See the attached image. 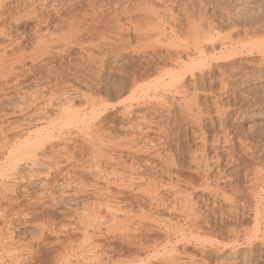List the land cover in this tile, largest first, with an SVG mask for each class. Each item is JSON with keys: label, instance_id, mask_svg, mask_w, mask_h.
<instances>
[{"label": "rangeland", "instance_id": "374dc122", "mask_svg": "<svg viewBox=\"0 0 264 264\" xmlns=\"http://www.w3.org/2000/svg\"><path fill=\"white\" fill-rule=\"evenodd\" d=\"M26 1H0L4 4L3 11L7 15V20H0V27L5 29V33L0 34L1 50L6 49L12 40H20L28 47V52L33 49L32 27L35 20L33 17H31L33 19L27 17L30 15L28 13L21 15L27 4ZM72 1H45L48 9L45 10L44 15H50L52 19L41 28L61 35L60 29L68 25L72 16H76L85 20L81 24L84 31L81 34L74 32L78 33V36L73 38L74 41L71 39V43L65 41L61 43L60 40L57 43L55 40L50 47L47 44L50 49L47 48L46 55H40L34 61L27 60L23 66L19 67V70H22L21 73L9 77L8 81L13 87L24 92L26 90L32 92L51 81V84H48L51 88L47 85L48 88L50 90L54 88L53 91L55 90L56 93L62 90L58 93L59 95H56L60 96L59 100L65 97L75 99V108L85 103V99L81 96L83 92L87 94L86 102L97 100L101 107L99 106L94 112L89 106L86 109V119L94 116V122L104 124L105 133L111 130L113 132L111 134L117 140L118 136L121 139L119 142L114 139L116 145L109 146L108 142L104 143L103 140L102 142L95 139L93 133L90 134L84 129L86 133L75 131L74 136L78 140L76 143L86 141L89 146L91 142V146L96 143L94 144L96 146H93V152L97 154L92 153L91 157L93 158L95 154L97 156L99 149L98 157L100 152L102 153L100 160L102 169L104 167L105 172L111 170V173L114 170L115 174H118L117 171L121 174L125 171V177L128 173L129 182L127 179L122 180L124 174L119 173V176H116L124 183L120 186L114 185L121 180L113 176L114 173L111 174L112 176L109 175L111 180L107 173L108 177H106L103 170L104 174L101 173V177L113 182L115 177V183H111L113 185L111 186L101 181L102 178L99 183L98 180L96 183L93 180L100 176L93 177L97 173L92 171L93 168L90 169L89 164H86L88 173L79 171L78 174L81 175L88 191L80 195H66L62 193L61 185H59L62 181H60L61 177L56 176L59 171L53 172L50 177L41 175L35 178L31 176V172L29 173L27 164H22V167L16 171L18 174H14L15 177L17 176L16 180H19L15 182L18 185V192L14 197L21 199V204L15 205L14 209H21L22 212L20 211L21 214L18 213V216L10 212L11 217L16 220L13 227L9 228L10 232L8 231L7 236L10 237V234H13L8 238L12 239L14 244L28 243L30 248L17 255L16 263L79 264L82 262L80 258L85 257V252L86 257L88 254L95 256L94 252L99 253L97 256L102 253L104 259H107L106 257L113 259L109 261V264L112 262L117 264L116 258H121L118 255L126 260L137 248L129 247L125 240H122L121 230L117 232L114 229H120V227L123 229L122 224L125 219H122V215L130 210L133 216H139L138 219L132 218L134 223L137 220L139 223L143 220L146 222L142 225L143 227H138L142 222L138 226L133 225L139 228L137 240L143 241L148 248L139 250L138 259L133 260L130 257L133 261L127 259V262L123 264H264V215L261 210L264 205V0ZM52 7H59L61 16L57 17ZM39 8L41 9V6L38 5V11H40ZM7 13L14 14L8 18ZM16 16L18 19L15 18ZM3 83L0 81V86ZM55 85L58 86L52 87ZM15 98L11 101H3L0 105V114L4 108L9 107L13 110L15 105L20 104ZM9 103H12L13 107ZM55 104L56 102L49 108L50 116L55 114L56 110L59 111V106ZM129 105L132 107L128 108ZM65 106L68 108L70 105L64 104L62 108ZM126 108L129 109L128 113V110L126 111L128 116L122 113ZM88 111L91 112L88 113ZM24 116L26 117V115L15 113L9 119L22 121ZM92 117L86 120V124L93 121ZM40 122L31 129H39L46 125V121ZM134 125L140 126L139 130H136ZM129 134L134 135L136 140L133 136L131 139ZM127 137L130 139L128 140ZM124 139L123 144L126 143V146L122 144ZM135 142L138 145L134 147ZM130 145L133 148H130ZM68 146L70 149L73 148V144ZM96 147L99 148L96 150ZM107 153L112 155L111 159ZM104 155L108 156L109 161L104 162L107 158H104ZM112 159L115 163L111 162ZM103 162L105 165L102 164ZM116 166H119L121 170L114 168ZM132 166L136 167L132 168ZM26 170H29V174ZM41 170L43 171L42 168ZM130 177L135 179L131 180ZM116 178L119 181H116ZM13 179L10 180L11 184H14ZM148 179L152 181H150L151 184ZM153 179L156 182H153ZM127 182H134V185L131 183L132 186L131 184L128 186ZM46 183L59 186L58 188L56 186L55 190L58 197L53 200L55 203L50 196L44 195L43 198L40 193L43 190V184ZM125 183L127 186H124ZM106 186L107 189H105ZM27 192L32 199L26 197ZM106 193L109 196L113 195V198L108 199V195L104 197ZM39 198H41L40 201ZM100 198H104L105 201L108 199L110 202L108 206L113 201L114 204L120 200L124 202L123 205L117 202L118 208L117 204H111L116 211L110 205L115 212L121 214L119 221H122V224L119 222L120 225L110 227L112 221L110 223L106 217L111 214L103 212L108 206L101 207L108 201L105 203L102 200L103 204H101L102 202H98L101 201ZM12 200H0V206L8 205L7 202ZM32 201L36 203L33 204ZM32 204L34 206H31ZM90 205L92 213H95L93 216H97L98 213L101 215L98 214L97 219L92 218L94 222L90 219L92 222L89 221V223L87 217H91L89 215L92 213H90L91 209L87 211L89 214L86 210H89L87 208H90ZM98 206L101 207V212L96 210L95 207L98 208ZM121 206H124L126 210ZM120 207L122 211L125 210L123 213ZM78 209H80L79 213H77ZM186 210L192 211L190 218L186 216L188 214ZM80 211L88 215L84 214V216ZM102 214L106 215V221L105 218L100 217ZM82 217L87 219L84 220ZM99 217L102 220H98ZM110 218L113 217L110 216ZM145 218H147L146 221ZM44 219L54 224L52 230L44 232L46 243H44L45 240L40 239L41 224L39 222ZM96 220L100 224H95ZM84 221L91 225L86 224L88 229L82 226ZM1 224L2 221L0 226ZM62 224H69V230L65 232L66 227ZM108 224L109 231L108 229L106 231ZM95 225L98 228L100 226L99 231L98 228L96 230ZM110 228L114 231L112 232ZM67 232L75 238L72 240L74 242L68 239L72 242L74 249H77L80 243L85 246L82 250L79 248L67 262L58 263L59 246H55L53 241L57 238L67 239L64 237ZM18 244L16 246H19ZM87 247L91 248L87 250ZM89 250L93 252L89 253ZM102 257L100 258L103 260ZM7 264H15V262L8 259Z\"/></svg>", "mask_w": 264, "mask_h": 264}, {"label": "bare ground", "instance_id": "6f19581e", "mask_svg": "<svg viewBox=\"0 0 264 264\" xmlns=\"http://www.w3.org/2000/svg\"><path fill=\"white\" fill-rule=\"evenodd\" d=\"M1 1V0H0ZM24 1V0H23ZM45 1H48V0H27L26 2H27V6L25 5V8H24V10H22V13H21V15L24 13L25 15H27L26 13H28V14H30V15H27V17L29 16L30 18L31 17H33L34 18V20H35V24L33 25V30H32V32L34 33V38H33V40H32V45H33V49H30L29 50V52H28V47L26 46V45H24V44H22V42L20 41V40H12L10 43H9V45L8 46H6L7 48L6 49H4V50H1L2 48H0V81H3L4 83L0 86V105L3 103V101H5V100H14V98L15 97H17V98H15V99H17L18 100V102L17 103H20V104H17V105H15L14 107H13V104L12 103H9V104H12V107H13V110L12 109H10L9 107L8 108H4V109H2L1 110V114H0V117H1V119H2V122L0 123L1 125H0V200L2 201H6V200H9V199H13L11 202L10 201H8L7 203H8V205L6 206H0V221H2V224H1V226H0V264H7V260L9 259L10 261H12V262H15V264H17L16 262V257H17V255L18 254H22V253H24L25 251H27V250H29V244L28 243H26V245H25V243H21L20 242V244H18V243H16V244H18L19 246H16V244H14L15 242H13L12 241V239H9L13 234H10L11 236L9 237V236H7V233H9L10 232V230H9V228L10 227H13L12 225H13V223H14V221L16 220V218H15V220H14V217H11V214H10V212L12 213V214H15L16 216H18L19 214L18 213H20V211L22 212V210L21 209H19V210H15L14 209V206L15 205H19V204H21V199H15V194H17V190H18V185L15 183V182H18L17 180H16V177H15V173H16V171H18V169H20L22 166V164H27V166H28V169H30V171H29V173L31 174V176L33 175L34 177L35 176H47V177H50L51 175H52V173L53 172H57V171H59L58 172V174L56 175V176H58V178H60V181L61 182H59V185H61V190H62V193L63 194H66V195H80V194H82V193H84V192H87L88 191V189L86 190V188H85V186H86V184H85V182H83L82 181V177H81V175H79L78 174V172L79 171H86V164L88 165L89 164V167H90V169L91 168H93V172H95V173H97V175H95V176H93V177H96V176H100L98 179H96V180H93V181H96V183H97V180H98V183H99V181H100V178H102L101 177V173L103 172V170H104V173L106 174H108V176L110 175V176H112L111 174L112 173H114L113 174V176L115 175H118L119 176V171H117L116 173H118V174H115V172H114V170H112L113 172L111 173V170H109L108 172L110 173H108V172H105V169H104V167H103V169H102V167H101V155H102V153L100 152V157H98L99 156V147H96V150L98 149V155L96 156V152H93V146L95 147L96 145H94V144H96V143H94L93 144V146H91L92 145V142H91V145L89 146L87 143L88 142H79V143H76V142H78V140L76 139L77 137L76 136H74V134H75V131L77 132L78 130L79 131H81V132H85L86 133V131H84V129H86V130H88L89 132L88 133H93V137H95V139L97 138L99 141L101 140H103L104 141V143H106V142H108V144H109V146L110 145H113V144H115L116 145V141L114 140V139H116L115 138V136L113 135V134H111V133H113L111 130L110 131H106V133L104 132L106 129H105V127L103 126L104 124H98V122L96 123V122H94V119H93V117L92 116H89L88 118H90V117H92L91 118V120H93L91 123H87L86 124V120L88 119H86V109H88V107L90 106L91 108V111L92 110H94V112H95V110L97 109V108H99V106L101 107V104L99 103V105H98V103H97V100H91V101H87L86 102V95L87 94H85L84 92H83V95H81V96H83V98L85 99H83L84 100V104H82L83 106H81V107H79V108H75L74 107V101H75V99L73 100V99H69V98H63L62 100L60 99L59 100V97H57L56 95H59L58 93L60 92H62V90L61 91H57L58 93H56L55 92V90L53 91V89L52 90H50L49 88H48V84H51V81H50V83H48L46 86H44V87H41V88H36V90H32V92L30 91H28L27 92V90L24 92V91H21L19 88L17 89V88H15V87H13L10 83H9V81H8V78L9 77H11V76H13V75H18L19 73H21V71L22 70H19L20 68V66H23L24 64H25V62L27 61V60H31V61H34L38 56L40 57V55H43V54H47V51H48V49H50L49 47L51 46V45H53V43L55 42V40H56V42L58 41V40H60L61 41V43H62V41H65V42H67V43H69L70 42V40L72 39L73 40V38L75 37V36H78V33H74V32H79V34H81L83 31H84V28L82 29V22L83 21H85V20H83L81 17L79 18V17H76V16H72L71 18V20L69 19V21H68V25H66V27L65 28H62V29H60V31L59 32H61V30H62V34L60 35V33H58V35L56 34V33H53V32H51L50 30H42V26L44 25V24H46V23H48V22H50L51 21V19H52V16H50V15H48V16H46V15H44V12H45V10L46 9H48V4L45 2ZM63 2V1H62ZM70 2V1H69ZM71 2H73L72 0H71ZM4 3H5V1H4ZM90 3V2H89ZM146 3V2H145ZM53 4V3H52ZM38 5L39 6H41V9L39 8V10L40 11H38V9H37V7H38ZM73 5V4H72ZM137 6V5H136ZM3 7H4V4L3 3H1L0 2V20H2V19H6L7 18V15H6V13L3 11L4 9H3ZM61 7V6H60ZM135 7V6H134ZM147 8H148V6H147ZM26 9V10H25ZM58 9H60L59 7L58 8H56V7H52V10L54 11V13H55V15L58 17V16H61V11L60 10H58ZM61 9H62V7H61ZM122 9V8H121ZM126 9V8H125ZM137 9V8H136ZM150 9V8H149ZM153 9V8H152ZM41 10H43V11H41ZM127 10V9H126ZM148 10V9H147ZM154 10V9H153ZM152 10V11H153ZM9 11V10H8ZM142 11H143V9H142ZM151 11V12H152ZM16 12V11H15ZM20 12H21V10H20ZM20 12H18L19 14H20ZM133 12V11H132ZM136 12V11H135ZM145 12V11H144ZM172 12H173V10H172ZM102 13V12H101ZM148 13V12H147ZM8 14V18H9V16L11 15V14H14V13H11L10 15H9V13H7ZM15 14H17V13H15ZM95 14V13H94ZM146 14V13H145ZM169 14V13H168ZM95 15H97V14H95ZM103 15H105V14H103ZM102 15V16H103ZM117 15V14H116ZM115 15V16H116ZM129 15V14H128ZM14 16V15H13ZM19 16V15H18ZM23 16V15H22ZM94 16V15H93ZM144 16V15H143ZM157 16V15H156ZM230 16H231V14H230ZM74 17V18H73ZM107 17V16H106ZM117 17V16H116ZM10 18H11V16H10ZM16 19H18V17L16 16L15 17ZM29 18V19H30ZM33 18H31V19H33ZM128 18V17H127ZM13 19H14V17H13ZM92 19H94L93 17H92ZM144 19V18H143ZM7 20V19H6ZM9 21H10V19H8ZM33 20V21H34ZM108 20V19H107ZM110 20V19H109ZM115 20V19H114ZM125 20V19H124ZM145 20V19H144ZM151 20V19H150ZM16 21V20H15ZM32 21V22H33ZM67 21V20H66ZM97 21V20H96ZM121 21V20H120ZM143 21V20H142ZM3 22V21H2ZM5 22V21H4ZM17 22V21H16ZM62 22H64V21H62ZM95 22V21H94ZM115 22V21H114ZM119 22V21H118ZM137 22V21H136ZM155 22V21H154ZM250 22V21H249ZM85 23V22H84ZM91 23H93V22H91ZM150 23V22H149ZM155 23H157V22H155ZM165 23V22H164ZM5 24V23H4ZM65 24V23H64ZM96 24V23H95ZM103 24V23H102ZM110 24V23H109ZM116 24H117V21H116ZM99 25V24H98ZM120 25V24H119ZM122 25V24H121ZM217 25V24H216ZM57 26V25H56ZM4 27V26H3ZM84 27V26H83ZM133 27V26H132ZM117 28V27H116ZM85 29H86V27H85ZM140 29V28H139ZM64 31V32H63ZM86 31V30H85ZM89 31H91V30H89ZM99 31H100V29H99ZM107 31V30H106ZM134 31V30H133ZM251 31V30H250ZM5 33V29L4 28H1L0 27V34H2V33ZM250 33H252V32H250ZM105 34V33H104ZM60 35V37H58ZM87 35V34H86ZM90 35V34H89ZM111 35V34H110ZM254 35V34H253ZM82 36V35H81ZM93 36V35H92ZM92 36H90V37H92ZM246 36H248V35H246ZM130 37V36H129ZM146 37V36H145ZM249 37H250V35H249ZM76 38V37H75ZM125 38V37H124ZM147 38V37H146ZM149 38V37H148ZM90 39V38H89ZM92 39V38H91ZM100 39V38H99ZM105 39V38H104ZM243 39V38H242ZM71 40V41H72ZM78 40V39H77ZM216 40H218V38L216 39ZM225 40V39H224ZM60 41H58V42H60ZM74 41V40H73ZM85 41V40H84ZM112 41V40H111ZM57 42V43H58ZM105 42V41H104ZM116 42V41H115ZM216 42V41H215ZM219 42H220V40H219ZM64 43V42H63ZM71 43V42H70ZM79 43V42H78ZM96 43V42H95ZM218 43V42H217ZM49 45V47H48V45ZM94 44V43H93ZM3 45V44H2ZM116 45V44H115ZM251 45V44H250ZM1 46V45H0ZM252 46V45H251ZM2 47H5V46H2ZM98 47V46H97ZM101 47V46H100ZM214 47V46H213ZM48 48V49H47ZM263 48V47H262ZM55 49V48H54ZM204 49V48H203ZM220 49V48H219ZM221 50V49H220ZM247 51V50H246ZM95 52V51H94ZM204 52V51H203ZM248 52V51H247ZM211 56V55H210ZM222 56V55H221ZM175 57V56H174ZM171 58V57H170ZM200 59V58H199ZM203 59V58H202ZM201 59V60H202ZM100 60V59H99ZM204 61H205V59H204ZM193 65V64H192ZM51 66V65H50ZM25 67V66H24ZM28 67V66H27ZM26 67V68H27ZM43 67V66H42ZM195 67V66H194ZM22 68V67H21ZM191 70V69H190ZM48 71V70H47ZM55 71V70H54ZM59 71V70H58ZM52 72V71H51ZM57 72V71H56ZM77 72V71H76ZM226 72V71H225ZM52 74V73H51ZM221 74H222V72H221ZM79 75V74H78ZM85 76V75H84ZM62 77V76H61ZM61 77H59V78H61ZM74 77V76H73ZM175 77V76H174ZM178 78V77H177ZM222 78V77H221ZM47 79V78H46ZM53 79V78H52ZM57 79V78H56ZM62 79V78H61ZM170 79V78H169ZM173 80V79H172ZM185 80V79H184ZM220 80V79H219ZM54 81V80H53ZM58 81V80H57ZM64 81V80H63ZM62 81V82H63ZM169 80H167V82H168ZM221 81H223V80H221ZM46 82V81H45ZM48 82H49V80H48ZM174 82V81H173ZM53 83V82H52ZM60 84H61V82H59ZM64 83V82H63ZM59 84V85H60ZM65 84V83H64ZM89 84V83H88ZM158 84V83H157ZM162 84V83H161ZM221 84V83H220ZM67 85H68V83H67ZM66 85V86H67ZM56 86H58V85H55V86H52V87H56ZM154 86V85H153ZM224 86V85H223ZM50 88H51V85L49 86ZM184 87V86H183ZM60 88V87H59ZM68 88V87H67ZM58 89V88H57ZM177 89V88H176ZM177 91V90H176ZM183 91V90H182ZM179 93H180V91H179ZM178 93V94H179ZM64 94V93H63ZM62 95V94H61ZM75 95V94H74ZM77 95V94H76ZM184 95V94H183ZM64 96V95H63ZM80 96V95H79ZM93 96V95H92ZM197 97V96H196ZM20 100H19V99ZM128 99V98H127ZM217 99V98H216ZM17 100H15V101H17ZM73 100V101H72ZM181 100V99H180ZM196 100V99H195ZM218 100V99H217ZM9 101V102H10ZM126 101V100H125ZM135 101V100H134ZM13 102V101H12ZM56 102V104H55V106H59V111L57 112V110H56V113L55 114H53V112L51 113V114H53V115H51L50 116V110H49V108H51L52 107V105L54 104ZM192 103V102H191ZM218 103V102H217ZM5 104V103H4ZM8 104V105H9ZM14 104H16V102L14 103ZM64 104H67V105H70V106H68V108H66V106H65V108H62V106L64 105ZM130 107H128V108H131L132 106L131 105H129ZM195 106V105H194ZM3 107V106H2ZM1 107V108H2ZM103 107V106H102ZM156 107V106H155ZM164 107V106H163ZM199 107V106H198ZM128 108H126L125 109V111L123 112L122 111V113L123 114H125V115H127V113L129 112V109ZM12 110V111H11ZM128 110V111H127ZM131 110V109H130ZM90 111V112H91ZM98 111H99V109H98ZM126 111H127V113H126ZM89 111H88V113H90ZM15 113H18V114H22V115H26V117L24 116L23 117V119H22V121H13V120H10L9 118H10V116L11 115H14ZM98 113V112H97ZM121 113V114H122ZM94 114V113H93ZM96 115V114H95ZM88 116V115H87ZM128 116V115H127ZM130 116V115H129ZM102 117V116H101ZM131 117V116H130ZM127 118V117H126ZM132 118V117H131ZM200 119V118H199ZM42 120H44V121H46V125L45 126H42V127H40L39 129H31V127H33L34 125H36V123L37 122H40V121H42ZM129 120V119H128ZM135 120H137V119H135ZM89 121H90V119H89ZM146 121V120H145ZM149 121V120H148ZM148 121H147V123H148ZM198 121V120H197ZM94 122V123H93ZM41 123V122H40ZM132 124H133V122H132ZM138 124L140 125V123L138 122ZM139 125H137V126H139ZM144 124H142V126H143ZM149 125V124H148ZM85 126H87V127H85ZM141 126V125H140ZM140 126L139 127H135V125H134V128H136V130L138 129V128H140ZM145 126V125H144ZM147 126V125H146ZM37 127V126H36ZM108 127V126H107ZM133 128V127H132ZM131 128V129H132ZM139 130V129H138ZM142 130V129H141ZM115 131V130H114ZM157 131V130H156ZM163 131V130H162ZM141 132V131H140ZM87 133V134H88ZM117 133V132H116ZM110 134H111V136H110ZM135 134V133H134ZM137 134H139V133H137ZM161 134V133H160ZM197 134V133H196ZM76 135V134H75ZM113 135V136H112ZM126 135V134H125ZM130 135V137L131 136H133V137H135L134 135H131V134H129ZM129 135H127V136H129ZM122 136V135H121ZM142 136V135H141ZM158 136V135H157ZM79 137V136H78ZM92 137V138H93ZM113 137V138H112ZM124 138H125V136H123ZM140 137V136H139ZM89 138H91L90 136H89ZM100 138V139H99ZM128 138V137H127ZM144 138V137H143ZM80 139V138H79ZM121 139V137L119 138V136H118V140H117V142H119V140ZM123 139V138H122ZM130 138H128V140H129ZM131 139H132V137H131ZM139 139V138H138ZM137 139V140H138ZM199 139H201V138H199ZM73 140H77V141H73ZM133 140H134V138H133ZM135 140H136V137H135ZM141 140V139H140ZM92 141V140H91ZM97 141V140H96ZM102 141V142H103ZM122 141V140H121ZM131 141V140H130ZM93 142H95L94 140H93ZM98 142V141H97ZM102 142H100V144L102 143ZM125 142V139H124V141H122V144ZM129 142V141H128ZM206 142V141H205ZM136 143V142H135ZM69 144H73V148L72 149H70L69 147L70 146H68ZM118 145H119V143H117ZM164 144V143H163ZM86 145H88V147H86ZM103 145V144H102ZM114 145V146H115ZM121 145V144H120ZM136 145H138L137 143L136 144H134L133 146L135 147ZM205 145V144H204ZM122 146V145H121ZM123 146H126V143H125V145L123 144ZM128 146V145H127ZM149 146V145H148ZM199 146V145H198ZM102 147H104V145L102 146ZM129 147V146H128ZM132 147V145H130V148ZM204 147V146H203ZM133 148V147H132ZM196 148V147H195ZM136 149V148H135ZM134 149V150H135ZM95 150V151H96ZM107 150V149H106ZM101 151V150H100ZM110 151V150H109ZM108 151V152H109ZM130 151V150H129ZM111 152V151H110ZM112 152H113V150H112ZM127 152V151H126ZM159 152V151H158ZM192 152V151H191ZM92 153H96L95 155H94V157L92 158L91 156H92ZM115 153H116V151H115ZM156 153V152H155ZM171 153V152H170ZM108 154V156H110L109 158L111 159V156L112 155H110V153H107ZM106 154V155H107ZM196 154V153H195ZM106 155H104V158L105 157H107V158H105V161L104 162H106L107 160L109 161V159H108V156H106ZM115 156V155H114ZM153 156V155H152ZM204 156V155H203ZM103 157V156H102ZM117 158H118V156H117ZM163 158V157H162ZM118 159H120V158H118ZM122 159V158H121ZM102 160H103V158H102ZM115 160V159H114ZM124 160V159H123ZM174 160V159H173ZM195 160V159H194ZM113 161V159L111 160V162ZM104 162L102 163V164H104ZM114 162V161H113ZM118 162V161H117ZM110 163V162H109ZM115 163V162H114ZM126 162H124V164H125ZM131 163V162H130ZM176 164V163H175ZM105 165V164H104ZM115 165V164H114ZM117 165V164H116ZM135 165V164H134ZM26 166V167H27ZM125 166V165H124ZM127 166V165H126ZM130 166V165H129ZM171 166V165H170ZM177 166V165H176ZM120 167L123 169V167L120 165ZM133 167H136V166H132V168ZM166 167V166H165ZM168 167V166H167ZM172 167H173V165H172ZM41 168L43 169V171L41 170ZM106 168V167H105ZM114 168H117L118 170L120 169L119 168V166L117 167H114ZM131 168V167H130ZM44 169H46V170H44ZM113 169V168H112ZM116 169V170H117ZM170 169H171V167H170ZM41 170V171H40ZM115 170V171H116ZM121 170V169H120ZM126 170V169H125ZM136 170H137V168H136ZM27 171V170H26ZM28 171H27V173H28ZM88 171V170H87ZM86 171V173H88ZM19 172H20V170H19ZM23 172V171H22ZM89 172H91V171H89ZM92 172V173H93ZM122 172V171H121ZM124 173H126L125 171H123ZM128 172V171H127ZM134 172V171H133ZM259 172V171H258ZM263 172V171H262ZM28 173V174H29ZM104 173H102V174H104ZM124 173H122V174H124ZM135 173H136V171H135ZM16 174H18V173H16ZM23 174V173H22ZM26 174V173H25ZM28 174H26V175H28ZM90 174V173H89ZM94 174V173H93ZM98 174H100V175H98ZM107 174H106V177H108L107 176ZM121 173H120V175H122ZM130 175H131V173H129ZM137 174V176H138V173H136ZM13 175H14V177H13ZM19 175H20V173H19ZM60 175V176H59ZM125 175L126 174H124V177L123 178H121L122 180L124 179L125 181H126V179L128 178L127 176H128V173H127V176L125 177ZM179 175V174H178ZM30 176V175H29ZM110 176H109V178H110ZM118 176H116V177H118ZM262 176V175H261ZM23 177H25V176H23ZM120 177H122V176H120ZM11 178H14L12 181H14V184H11L10 183V180H11ZM21 178V177H20ZM26 178V177H25ZM36 178V177H35ZM92 178V177H91ZM119 178V177H118ZM118 178H116V181H119V179ZM131 178V177H130ZM133 179H135L134 177H132ZM131 178V180H133ZM143 178V177H142ZM163 178V177H162ZM105 179V177L104 178H102L101 179V181H105V182H107V183H109V184H111V183H115V177L113 178L114 179V182L113 181H109L107 178V180L108 181H106V180H104ZM120 179V180H121ZM141 179V178H140ZM152 179V178H151ZM257 179H259V178H257ZM262 179H263V177H262ZM16 180V181H15ZM24 180V179H23ZM23 180H20V181H22V182H24ZM30 180V179H29ZM121 180V182L119 183H115L114 185H122V183H124L123 181ZM129 179H127V181H128ZM130 180V181H131ZM155 179H153V182H156V180L154 181ZM25 181H27V180H25ZM78 181H80V182H78ZM144 181V180H143ZM148 181H149V179H148ZM148 181H147V184H148ZM151 181V180H150ZM149 181V183L151 184V182ZM253 181V180H252ZM35 182V181H34ZM56 182V181H55ZM129 182V181H128ZM127 182V183H128ZM257 182V181H256ZM20 183V182H19ZM43 183V182H42ZM51 183H53V182H51ZM91 183V182H90ZM95 183V182H94ZM127 183H125V185L124 186H127L126 184ZM131 183H133V185H134V182H130V183H128V186H130V184ZM136 183V182H135ZM54 184V183H53ZM106 184V183H105ZM108 184V185H109ZM137 184V183H136ZM155 184V183H154ZM172 184V183H171ZM15 185H17L16 187H14ZM21 185V184H20ZM88 185V184H87ZM94 185V184H93ZM97 185V184H96ZM153 185V184H152ZM159 185V184H158ZM157 185V186H158ZM193 185V184H192ZM253 185H255V184H253ZM24 186V185H23ZM56 186L57 185H55V186H53L52 184H49V183H46V184H43V190L40 192V193H42V197L44 198L45 196L44 195H48V197L50 196L51 198H52V202H54L55 203V201H53L54 199H56V194H57V192L55 191L56 190ZM91 186H92V183H91ZM104 186V185H103ZM111 186H113L112 184H111ZM123 186V187H124ZM131 186H132V184H131ZM137 186V185H136ZM162 186V185H161ZM195 186H196V184H195ZM38 187V186H37ZM59 186H57V188H58ZM159 187V186H158ZM164 187V186H163ZM255 187V186H254ZM253 187V188H254ZM90 188V187H89ZM95 189H96V187H94ZM125 188V187H124ZM142 188V187H141ZM248 188V187H247ZM252 188V187H251ZM99 189V188H98ZM105 189H107V186H106V188ZM118 189H119V187H118ZM127 189V188H126ZM125 189V190H126ZM144 189H145V187H144ZM154 189V188H153ZM26 190V189H25ZM93 191H95L94 189H92ZM97 190V189H96ZM123 190V189H122ZM124 190V191H125ZM130 190V189H129ZM225 190V189H224ZM27 191V190H26ZM104 191V190H103ZM150 191V190H149ZM186 191V190H185ZM248 191H251V190H248ZM255 191V190H254ZM107 192V191H106ZM112 192V191H111ZM148 192V191H147ZM263 192V191H262ZM93 193V192H92ZM103 193V192H102ZM149 193V192H148ZM254 193V192H253ZM96 194V193H95ZM100 194V193H99ZM108 194H109V192H108ZM107 193L105 194V196L104 197H106L107 195H108ZM153 194H155V193H153ZM249 194V193H248ZM104 195V194H103ZM102 195V196H103ZM122 195V194H121ZM148 195V194H147ZM156 195V194H155ZM17 196V195H16ZM41 196V195H40ZM100 196V195H99ZM98 196V197H99ZM109 196V195H108ZM107 196V198L109 199L110 197L111 198H113V195L112 196H109L108 197ZM149 196V195H148ZM176 196V195H175ZM26 197L28 198V199H32V197L30 196V193L29 192H27V194H26ZM37 197V196H36ZM115 197H117V196H115ZM114 197V200H116V198ZM230 197H232V195L230 196ZM58 198V197H57ZM110 198V199H111ZM156 198V197H155ZM33 199H34V197H33ZM101 199V198H100ZM104 198H102L101 199V201L99 200H96V202L98 201L99 203L100 202H102V200H103ZM103 200V202L105 201V203L108 201V203H106L105 205H101V204H103V202L100 204L101 205V207L102 206H108V204L110 203L109 202V200ZM120 199V198H119ZM227 199H229V198H227ZM41 200V198H39V201ZM118 200V199H117ZM175 200V199H174ZM231 200V199H230ZM111 201V200H110ZM112 201H113V199H112ZM129 201V200H128ZM180 201V200H179ZM34 201H32L31 203H33ZM86 202V201H85ZM117 202H120V203H122L121 202V200L120 201H116L115 202V204H117L116 206H117V208H118V203ZM183 202V201H182ZM36 203V202H35ZM35 203H33V204H35ZM41 203V202H40ZM93 203V202H92ZM94 203H95V201H94ZM93 203V204H94ZM124 203V202H123ZM123 203H122V205H123ZM130 203H131V201H130ZM177 203V202H176ZM31 205V206H34V205ZM112 205L114 204V201L111 203ZM110 204V205H111ZM114 204V205H115ZM127 204V203H126ZM166 204V203H165ZM195 204V203H194ZM83 205H85V204H83ZM96 205H98L97 203H96ZM110 205L108 206V207H106V208H110V209H107L106 210V208H105V210L103 211V212H109L108 213V215H110V216H112L113 218L112 219H114V220H112L111 218V220L109 219V217L110 216H108V217H106V215H103L102 214V216H100V217H102L103 219L106 217V218H108V220L110 221V223H111V221H112V223H113V221H115L113 224L111 223V225L112 226H110L109 224L107 225V228H105L106 229V231H107V229L109 228V226L110 227H115L116 225L118 226V225H120V223L119 222H121V224H122V221H119V217H120V215H119V213L118 212H115L116 210L112 207V205H111V207L115 210H113L111 207H110ZM196 205V204H195ZM25 206V205H24ZM82 206V205H81ZM93 206V205H92ZM115 206V207H116ZM120 206V205H119ZM262 206V205H261ZM77 207V206H76ZM84 207V206H83ZM88 207H89V205H88ZM101 207L100 206H98V208L97 207H95L96 208V210L98 209L99 211L101 210ZM103 207V208H104ZM122 207V206H121ZM121 207L119 208L120 210H121ZM124 207V206H123ZM122 207V208H123ZM127 207V206H126ZM181 207V206H180ZM191 207V206H190ZM243 207V206H242ZM248 207V206H247ZM22 208V207H21ZM32 208V207H31ZM87 208V206L85 207V209ZM100 208V209H99ZM116 208V209H117ZM128 208H129V206H128ZM142 208V207H141ZM188 208V207H187ZM74 209H77V208H74ZM84 209V210H85ZM87 209H89V210H86V212L87 211H90V209H91V211H90V213H92L93 212V210H92V207H91V205H90V208H87ZM93 209H94V207H93ZM111 209L113 210V214H112V211H111ZM124 209H125V207H124ZM123 209V210H124ZM191 209H193V208H191ZM260 209V208H259ZM258 209V210H259ZM79 210L80 209H78V211H77V213H79ZM95 210V209H94ZM111 211V213H110V211ZM120 210H117V211H119L120 212ZM126 210V209H125ZM124 210V211H125ZM178 210V209H177ZM176 210V211H177ZM261 210H262V214L264 215V205H263V208H261ZM98 211V212H99ZM124 211H122L121 210V212L123 213ZM174 211V210H173ZM189 211V210H188ZM80 212H82V211H80ZM85 212V211H84ZM95 212V211H94ZM97 212V211H96ZM97 212V213H98ZM101 212V211H100ZM136 212V211H135ZM142 212V211H141ZM186 212H187V210H186ZM88 214H89V212H87ZM96 213V214H97ZM138 213H139V211H138ZM188 214L186 215L188 218H190L191 216H192V211L190 212H187ZM257 213H259V212H257ZM256 213V214H257ZM260 213H261V211H260ZM21 214V213H20ZM23 214V213H22ZM81 214H83V212L81 213ZM84 214H86V213H84ZM83 214V215H84ZM88 214H86V215H88ZM93 214H95V213H92V214H90L89 216H91V217H87V218H85V217H82V218H84V220L85 219H87L86 221L87 222H89L90 221V219L91 220H93V219H95L94 217H96V219H97V217H98V214H97V216H93ZM104 214H106V213H104ZM135 214V213H134ZM150 214V213H149ZM186 214V213H185ZM14 215V216H15ZM82 215V216H83ZM99 215H101V214H99ZM119 215V216H118ZM139 215V214H138ZM259 215V214H258ZM79 216V215H78ZM85 216V215H84ZM93 216V217H92ZM104 216V217H103ZM123 216H125V217H123ZM147 216V215H146ZM152 216V215H151ZM155 216V215H154ZM159 216V215H158ZM238 216V215H237ZM245 216V215H244ZM46 217V216H45ZM50 217V216H49ZM80 217V219H81V216H79ZM100 217H99V219L98 220H102V219H100ZM137 218L138 219V217H137V215H132V211H130V210H128V211H125L124 212V214L122 215V219H125V221L123 222V229H121V227H120V229L118 230V229H114L115 231L117 230V232H119L120 230H121V233H122V235H123V238H122V240L124 241V242H126V244L129 246V247H131V248H137L136 249V251H134V252H128L130 255H129V257L128 258H126V260L128 259H130V257H131V259L133 258V260H134V258H136V259H138L137 257H139V250H146L147 248H148V246H146V244H144V242L143 241H141V240H137V237L139 236V232H138V227H140V226H142V225H144V223H146V222H144V217H145V215H144V217H143V222L140 224L139 222H138V220H137V222H135L134 223V220L133 219H135V218ZM142 217V216H141ZM149 217V216H148ZM160 217V216H159ZM196 217H197V215H196ZM93 218V219H92ZM106 218H105V221H106ZM133 218V219H132ZM150 218V217H149ZM153 218V217H152ZM152 218H151V220H152ZM158 218V217H157ZM186 218V217H185ZM195 218V217H194ZM260 218H263V217H260ZM18 219H19V217H18ZM24 219V218H23ZM30 219V218H29ZM79 219V218H78ZM77 219V220H78ZM79 219V220H80ZM121 219V218H120ZM121 219V220H122ZM146 219L147 218H145V221H146ZM165 219V218H164ZM78 220V221H79ZM82 220V219H81ZM81 220H80V222H81ZM107 220V222H109ZM150 220V219H149ZM150 220V221H151ZM154 220V219H153ZM19 221V220H18ZM21 221V220H20ZM50 221V220H49ZM48 220H43L42 222L40 221L39 223L41 224V229H40V232H41V238L40 239H42V240H45V242L44 243H46L47 241H46V236H45V234H44V232H45V230L46 231H48V230H52V228H53V223L50 221L49 222ZM72 221V220H71ZM75 221V220H74ZM83 221V220H82ZM97 221V220H96ZM169 221V220H168ZM196 221V220H195ZM28 222V221H27ZM79 222V224H82V223H80ZM85 222V221H84ZM90 222H92V221H90ZM89 222V223H90ZM93 222H94V220H93ZM101 222V221H100ZM157 222V221H156ZM257 222V221H256ZM19 223V222H18ZM78 223V222H77ZM89 223H84V224H82V226L83 227H86L87 225L86 224H89ZM97 223V225H98V221L97 222H95V224ZM162 223V222H161ZM175 223V222H174ZM92 224V223H91ZM100 224V223H99ZM133 224H137L136 226H138L139 224V226L138 227H136V226H134ZM177 224V223H176ZM20 225V224H19ZM68 225L69 224H62V226L63 227H66L65 228V232L66 231H68L69 230V228H68ZM85 225V226H84ZM90 225V224H89ZM88 225V227H90ZM93 225V224H92ZM97 225H95V227H96V230H97V228H98V226ZM105 225V224H104ZM146 225V224H145ZM175 225V224H174ZM18 226V225H17ZM75 226H79V225H75ZM106 226V225H105ZM133 226V227H132ZM70 227V226H69ZM94 227V226H93ZM104 227V226H103ZM143 227V226H142ZM145 227V226H144ZM159 227V226H158ZM18 228V227H17ZM68 228V229H67ZM161 228V227H160ZM67 229V230H66ZM77 229V228H76ZM85 229V228H84ZM86 229H88L87 227H86ZM85 229V230H86ZM102 229V228H101ZM111 229V228H110ZM142 229V228H141ZM159 229V228H158ZM182 229V228H181ZM100 230V226H99V228H98V231ZM112 230V229H111ZM114 230H112V232L114 231ZM167 230V229H166ZM173 230V229H172ZM9 231V232H8ZM37 231V230H36ZM108 231H109V229H108ZM90 232V231H89ZM111 232V233H112ZM161 232V231H160ZM37 233H38V231H37ZM50 233H51V231H50ZM70 233V232H69ZM68 232L66 233V234H64V235H66V236H64V237H66L67 239H65V240H62L61 238H57L56 239V241H53V242H55V246L57 245V246H59V248H58V263L60 262V261H63V262H67L68 260H70L72 257H73V255L78 251V249L79 248H81L80 250H82L83 248H84V244H82V243H80V244H78L79 242H80V240H79V242L77 243L79 246H78V248L77 249H74V246L72 245V242H74V241H72L73 239H75V238H72V236L69 234ZM108 233V232H107ZM86 234H88V233H86ZM89 235V234H88ZM87 235V236H88ZM92 235V234H91ZM118 235V234H117ZM185 236V235H184ZM184 236H183V238H184ZM9 237V238H8ZM121 237V236H120ZM90 238V237H89ZM28 239V238H27ZM68 239H71V244H70V242L68 241ZM139 239V238H138ZM78 239H76V241H77ZM83 240V239H82ZM239 240V239H238ZM16 241V240H15ZM66 241H68V242H66ZM75 241V242H76ZM85 241H87V240H85ZM88 242V241H87ZM90 242V241H89ZM95 242H97V241H95ZM43 243V242H42ZM68 245H67V244ZM83 243H85L86 244V242H84L83 241ZM123 243V242H122ZM21 244H23L22 246H20ZM124 244V243H123ZM15 245V246H14ZM96 245V244H95ZM99 245V244H98ZM148 245V244H147ZM14 246V247H13ZM151 246V245H150ZM49 247V246H48ZM93 247V246H92ZM34 248V247H33ZM91 248V247H90ZM90 248H88L87 247V250L88 249H90ZM94 249V248H93ZM102 249V248H101ZM206 249V248H205ZM31 250V249H30ZM32 251V250H31ZM130 251V250H129ZM29 252V251H28ZM28 252H26V253H28ZM90 252H93V251H90L89 250V253ZM98 253V252H97ZM97 253H95L94 252V254H95V256L92 254H88V256L86 257V252H85V257L82 259V258H80L81 260H82V262H80L79 264H98L100 261H103V260H105L104 261V263L106 262V260H108V258H109V260L107 261L108 262V264H109V261H113V259H111L110 257H106L107 259H104L103 257H102V253H100V257H102L103 258V260L99 257V256H97ZM36 254V253H35ZM99 254V253H98ZM174 254V253H173ZM27 255V254H26ZM83 255V254H82ZM104 255V254H103ZM168 255V254H167ZM106 256H108V254L106 253ZM119 257H121V258H116V260L118 259V263L117 264H123L126 260H125V258H123L122 256H120V255H118ZM117 256V257H118ZM74 257H76V255L74 256ZM125 257H127V256H125ZM20 258V257H19ZM130 259V260H131ZM18 260V259H17ZM20 260H21V258H20ZM31 260V259H30ZM87 260V261H86ZM129 260V261H130ZM133 260H131V261H133ZM76 261V260H75ZM107 262L105 263V264H107ZM115 262V261H114ZM127 262V261H126ZM10 263V262H9ZM75 263V262H74ZM103 262H101V264H102ZM103 263V264H104ZM133 263V262H132ZM111 264H115V263H111ZM139 264V263H138ZM173 264V263H172Z\"/></svg>", "mask_w": 264, "mask_h": 264}]
</instances>
